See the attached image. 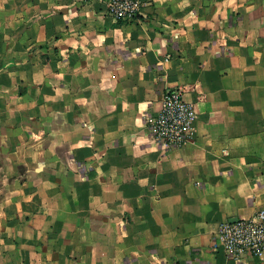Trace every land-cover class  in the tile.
<instances>
[{"label":"crops","instance_id":"0c3cea01","mask_svg":"<svg viewBox=\"0 0 264 264\" xmlns=\"http://www.w3.org/2000/svg\"><path fill=\"white\" fill-rule=\"evenodd\" d=\"M262 207L264 0H0V264H264L216 237Z\"/></svg>","mask_w":264,"mask_h":264},{"label":"built area","instance_id":"2783aa9c","mask_svg":"<svg viewBox=\"0 0 264 264\" xmlns=\"http://www.w3.org/2000/svg\"><path fill=\"white\" fill-rule=\"evenodd\" d=\"M148 0H106V11L115 21L133 19ZM146 125L164 146L178 147L191 139L192 104L179 87H168L162 93L158 111H145ZM218 243L226 253L239 258L245 253L264 256V207L250 217L221 221L216 231Z\"/></svg>","mask_w":264,"mask_h":264}]
</instances>
